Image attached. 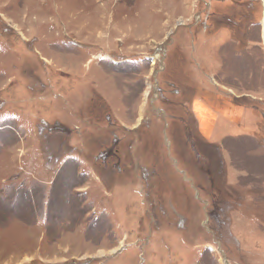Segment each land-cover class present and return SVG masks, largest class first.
I'll list each match as a JSON object with an SVG mask.
<instances>
[{"label": "rangeland", "instance_id": "rangeland-1", "mask_svg": "<svg viewBox=\"0 0 264 264\" xmlns=\"http://www.w3.org/2000/svg\"><path fill=\"white\" fill-rule=\"evenodd\" d=\"M0 264H264V0H0Z\"/></svg>", "mask_w": 264, "mask_h": 264}, {"label": "flooded vegetation", "instance_id": "flooded-vegetation-1", "mask_svg": "<svg viewBox=\"0 0 264 264\" xmlns=\"http://www.w3.org/2000/svg\"><path fill=\"white\" fill-rule=\"evenodd\" d=\"M109 151H110V152H109ZM111 153H112V147H110L109 150H107V153L105 154L104 157L109 156V154H111Z\"/></svg>", "mask_w": 264, "mask_h": 264}]
</instances>
